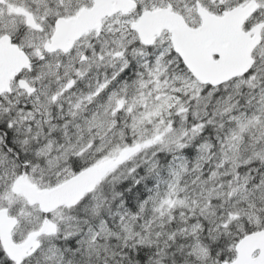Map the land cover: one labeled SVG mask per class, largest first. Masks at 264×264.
I'll return each instance as SVG.
<instances>
[{
	"label": "clouds",
	"instance_id": "clouds-1",
	"mask_svg": "<svg viewBox=\"0 0 264 264\" xmlns=\"http://www.w3.org/2000/svg\"><path fill=\"white\" fill-rule=\"evenodd\" d=\"M241 4L234 74L143 28ZM0 18V264H240L264 237V0H2Z\"/></svg>",
	"mask_w": 264,
	"mask_h": 264
},
{
	"label": "water",
	"instance_id": "water-1",
	"mask_svg": "<svg viewBox=\"0 0 264 264\" xmlns=\"http://www.w3.org/2000/svg\"><path fill=\"white\" fill-rule=\"evenodd\" d=\"M105 8L113 5L111 0H98ZM115 5L123 0H114ZM244 19V8H237L233 19L230 21L214 20L205 21L196 30L187 28L181 21L179 24L164 18L154 17L143 22L146 32L158 30L160 27H168L174 32V41L178 42L177 51L185 57L190 66L195 65L200 71L207 74H214L220 71L232 72L242 61L244 49V34L240 32L239 25ZM86 22V21H83ZM81 22V23H83ZM73 28L77 25L68 21ZM5 47L0 49V72L11 67L16 62V56ZM212 53L219 55L218 59H212ZM0 242H10L8 232L5 229V218L0 216ZM240 249V264H250V254L254 249H261L264 253V237H249L242 242ZM264 259V255H262Z\"/></svg>",
	"mask_w": 264,
	"mask_h": 264
},
{
	"label": "rangeland",
	"instance_id": "rangeland-1",
	"mask_svg": "<svg viewBox=\"0 0 264 264\" xmlns=\"http://www.w3.org/2000/svg\"><path fill=\"white\" fill-rule=\"evenodd\" d=\"M12 9H15V6H10L9 11H11ZM0 21H3V19L0 18ZM14 205H16V207L13 208L14 209L13 211H15V210L23 211V204H22L21 200H16Z\"/></svg>",
	"mask_w": 264,
	"mask_h": 264
},
{
	"label": "snow or ice",
	"instance_id": "snow-or-ice-1",
	"mask_svg": "<svg viewBox=\"0 0 264 264\" xmlns=\"http://www.w3.org/2000/svg\"><path fill=\"white\" fill-rule=\"evenodd\" d=\"M14 191H15V189H14ZM5 195H7V193H5Z\"/></svg>",
	"mask_w": 264,
	"mask_h": 264
},
{
	"label": "flooded vegetation",
	"instance_id": "flooded-vegetation-1",
	"mask_svg": "<svg viewBox=\"0 0 264 264\" xmlns=\"http://www.w3.org/2000/svg\"><path fill=\"white\" fill-rule=\"evenodd\" d=\"M21 3H23V2H21ZM244 6H245V4H244Z\"/></svg>",
	"mask_w": 264,
	"mask_h": 264
},
{
	"label": "trees",
	"instance_id": "trees-1",
	"mask_svg": "<svg viewBox=\"0 0 264 264\" xmlns=\"http://www.w3.org/2000/svg\"><path fill=\"white\" fill-rule=\"evenodd\" d=\"M0 191H2V190H0Z\"/></svg>",
	"mask_w": 264,
	"mask_h": 264
}]
</instances>
